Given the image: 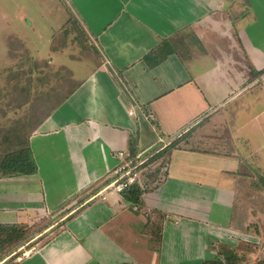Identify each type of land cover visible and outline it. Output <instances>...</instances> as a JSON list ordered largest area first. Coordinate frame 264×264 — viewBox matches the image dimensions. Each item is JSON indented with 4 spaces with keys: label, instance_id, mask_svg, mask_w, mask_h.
Returning a JSON list of instances; mask_svg holds the SVG:
<instances>
[{
    "label": "crops",
    "instance_id": "crops-1",
    "mask_svg": "<svg viewBox=\"0 0 264 264\" xmlns=\"http://www.w3.org/2000/svg\"><path fill=\"white\" fill-rule=\"evenodd\" d=\"M60 1L65 21L44 55L31 54L70 57L53 44L74 14L97 55L78 73L68 66L76 85L29 136L37 172L0 175V224L65 213L9 262L201 264L223 244L261 250L264 216L252 205L264 174V0ZM7 8L5 56L11 37L31 38L14 21L33 25ZM173 141L164 179L140 205L106 188L118 149L154 153Z\"/></svg>",
    "mask_w": 264,
    "mask_h": 264
},
{
    "label": "rangeland",
    "instance_id": "rangeland-1",
    "mask_svg": "<svg viewBox=\"0 0 264 264\" xmlns=\"http://www.w3.org/2000/svg\"><path fill=\"white\" fill-rule=\"evenodd\" d=\"M0 5L5 8L10 7L6 11L3 10V12H7L6 17L11 15L16 19V13L22 11L33 24L29 25V21H14L26 23L27 26H23L28 30V34L31 33V38L23 41L17 37H11L6 56V42L0 39L1 161L11 151L26 149L31 133L74 88L76 82L69 67L78 73L79 67L89 65L87 63L97 53L94 51L95 48L90 36L77 17L71 14L61 33L59 31L60 34L55 36L53 44L54 49L65 50L70 57L64 54L62 59H55L33 55L36 50H39L38 53L43 55L48 51L49 44L52 43L48 42V37L57 26L62 24L63 19L65 21L68 15L66 5L60 0H0ZM56 5L59 6L56 7ZM20 6L22 7L21 10L18 9ZM27 6L30 8L29 10ZM29 48H33V54ZM153 164L157 165L158 162ZM0 173L2 172L0 171ZM262 177L261 175L260 178ZM260 188L261 193L255 197L256 200L252 205L256 217L259 215L261 217V213L264 216V186ZM63 214L65 213L37 219L30 228L25 231L22 230V236L18 235L4 244L2 247L4 257L14 252H17L16 256H24L26 251L33 252V238L36 232L49 223H53L57 229L60 226L57 222ZM246 217H248L247 213L241 214L236 218V222H241L242 218L245 219ZM251 229L259 228L255 226ZM252 245L253 243L246 244L243 241L237 247L239 257L244 258V260L248 258V261L243 262V264H248L253 259H255L256 264H264V243L262 242L263 248L261 250L259 249L261 244H257L255 247Z\"/></svg>",
    "mask_w": 264,
    "mask_h": 264
},
{
    "label": "trees",
    "instance_id": "trees-1",
    "mask_svg": "<svg viewBox=\"0 0 264 264\" xmlns=\"http://www.w3.org/2000/svg\"><path fill=\"white\" fill-rule=\"evenodd\" d=\"M146 58L147 60H149V62L152 63H156L159 61V58L152 55H147ZM176 145L177 143L173 141L172 143H170V145H168V147L160 150L155 155H153L149 162L150 166L143 175L145 188L140 187L138 184L129 186L123 192V195L127 199L132 200L136 204L140 205L143 192L155 188L159 184V182L164 179L165 172L167 171V165L165 166L166 159L163 160L164 156H166L168 150L176 147ZM131 149L135 153L134 148ZM154 162H158V164L152 165ZM37 170L38 166L29 145H27L26 149H20L18 151H11L7 153L0 161V171L2 172L0 173V175L34 174L37 172ZM261 175L263 176L261 178V186H264V174ZM28 228H30L29 224L25 223L0 224V261L4 258L2 252V247L4 246V244H6L9 240L16 238L18 235L22 236V230L25 231ZM237 251V248H233L223 244L219 247V256L210 260H206L201 264H242L243 258L239 257L240 254L238 255ZM248 264H256V261L254 260L253 262H250Z\"/></svg>",
    "mask_w": 264,
    "mask_h": 264
},
{
    "label": "built area",
    "instance_id": "built-area-1",
    "mask_svg": "<svg viewBox=\"0 0 264 264\" xmlns=\"http://www.w3.org/2000/svg\"><path fill=\"white\" fill-rule=\"evenodd\" d=\"M264 77V75H263ZM129 113H133V109L129 110ZM151 119H154L153 114L149 115ZM159 152V151H157ZM154 153L136 152L134 153L129 147L118 149L116 154L121 160V163L114 170V177L106 188L112 187L113 190L123 193L129 186L138 184L140 187L145 188L143 175L149 168V162ZM154 165V164H152ZM105 198V196H103ZM32 251L24 252V256H27ZM17 252L11 253L4 257L0 264H11V259L19 260L24 256H16Z\"/></svg>",
    "mask_w": 264,
    "mask_h": 264
}]
</instances>
